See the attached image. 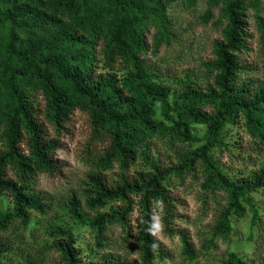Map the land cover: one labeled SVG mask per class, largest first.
<instances>
[{
    "label": "rangeland",
    "instance_id": "rangeland-1",
    "mask_svg": "<svg viewBox=\"0 0 264 264\" xmlns=\"http://www.w3.org/2000/svg\"><path fill=\"white\" fill-rule=\"evenodd\" d=\"M144 10L139 14L142 33L149 49L141 55V65L149 81L156 87L167 88L169 93L162 101L173 107L184 103L181 98L185 86L203 90L214 84L213 72L205 63L213 58V42L221 37L227 25L226 5L233 0H138ZM22 12L18 32V48L25 41L52 57L67 58L78 54L80 48L73 45L69 36L80 29L86 11L93 18L94 40L92 51L97 71H109L118 79L128 72L126 63L118 60L109 67L102 62V51L110 27L121 18V13L106 0H1L0 12ZM247 29L248 51L240 60L250 64L251 70L238 73L235 84H248L251 91L264 87V42L257 18L264 21V0H246L243 11ZM88 15V14H87ZM89 32V37L92 35ZM7 25L0 26V149L3 148V132L13 99L5 89V80L11 72L16 87L36 108L37 118L47 134L59 139L60 148L55 157L61 165L58 175L38 174L33 190L42 194L48 203L45 215L31 214L23 224L11 219L0 227V264H57L58 254L52 248L50 230L57 226L70 230L79 250L82 262H97L104 257H119L125 264H142L138 243L140 205L132 196L133 210L128 225L107 222L104 233L98 239L92 219L115 209L119 202H111L99 209L90 210L85 205L83 191L91 185L88 175L100 174L112 184L124 174L128 177L152 169L154 166H170L180 163L205 142V125L188 120L191 140L177 134L173 120L163 116L161 102H153L151 119L162 121L164 128L142 137L136 148V159L126 172L117 164L98 166V156L104 145L92 131L91 118L81 101L75 97L71 86L44 67V74L62 92L70 109L69 120L58 132L48 117L46 97L37 81L24 79L26 62L8 54ZM158 43L157 51L153 46ZM208 110L209 106H205ZM257 116V115H255ZM264 122V117H256ZM264 129H255L245 122L243 114L235 121L224 123L209 151L210 159L230 180L250 177L264 166ZM204 165L197 162L182 173H172L164 186L175 199L177 219L175 233L168 235L159 221V208L153 204L155 221L153 235L161 251L150 264H226L231 254L246 264H264V187L244 192L240 209H230L229 192L219 186H207ZM72 194L79 201L85 214L83 222L71 218L67 202ZM12 209V202L5 193L0 194V215ZM156 225H159L156 227ZM191 244L192 255L183 251L181 236ZM100 241V244L98 243Z\"/></svg>",
    "mask_w": 264,
    "mask_h": 264
},
{
    "label": "trees",
    "instance_id": "trees-1",
    "mask_svg": "<svg viewBox=\"0 0 264 264\" xmlns=\"http://www.w3.org/2000/svg\"><path fill=\"white\" fill-rule=\"evenodd\" d=\"M106 1L122 15L107 33L102 62L105 67L118 60L126 63L129 70L122 79L109 71H97L92 46L98 34L94 33L93 18L87 11L80 29L69 36L70 42L78 46L80 51L67 58L48 56L27 41L18 48V32L23 17L21 11L2 10L0 26L7 25L8 54L26 62L24 79L40 84L47 100V115L55 123L57 132L69 120L70 109L62 92L39 71V67L46 68L68 83L75 97L88 111L94 136L104 145V150L98 156V166L117 164L126 172L136 159V148L142 137L164 128L163 122L152 120L151 115L153 102L162 101L169 89L151 84L141 65V55L149 49L139 24V14L144 10L142 4L138 0ZM245 2L233 0L226 5L227 25L221 37L213 42V58L205 63L207 69L213 72L214 84H208L203 90L185 86L180 94L185 102L174 103L173 107L161 102L164 118L172 119L171 112L176 111L173 126L178 136L192 139L187 121L193 120L205 125V142L186 155L180 163L157 165L132 177L122 174L112 184H108L98 173L88 175L91 185L83 191V195L85 205L90 210L98 211L108 203L119 202L115 209L92 219L98 239L104 233L107 222L128 225L134 204L132 196L138 197L140 224L137 240L142 264H150L161 252L153 235V204L159 208V221L165 233H175L174 222L178 216L175 199L163 184L170 174L182 173L194 167L198 161L201 162L207 173L206 185L219 186L229 192L230 209L242 210L240 198L243 193L264 187V166L250 177L232 181L209 156L224 123L235 121L240 114L255 129H264V122L256 118L264 117V87L251 91L248 84L238 85L234 82L239 72L251 70L250 64L240 60V55L249 49L248 39L251 37L243 13ZM257 22L264 42V21L257 18ZM88 31L92 32L90 37ZM158 46V43L154 44V52ZM15 80L11 72L5 80V89L13 99V108L7 116L3 148L0 149V194L9 196L12 209L5 216L0 215L1 228L11 219L27 224L31 214L45 215L48 210L47 200L33 190V185L38 174L54 176L61 171V165L55 157L60 148L59 139L47 134L37 118L36 108L27 102L25 95L16 87ZM261 138L264 140L263 133ZM67 208L72 219L84 221L85 214L75 194L68 199ZM50 235L53 237L52 248L59 256L57 264H125L119 257L111 256L97 262L84 263L69 229L57 226L50 230ZM181 240L183 251L192 255L191 244L186 236L182 235ZM226 264L246 263L231 254Z\"/></svg>",
    "mask_w": 264,
    "mask_h": 264
},
{
    "label": "clouds",
    "instance_id": "clouds-1",
    "mask_svg": "<svg viewBox=\"0 0 264 264\" xmlns=\"http://www.w3.org/2000/svg\"><path fill=\"white\" fill-rule=\"evenodd\" d=\"M159 225H156V227H158Z\"/></svg>",
    "mask_w": 264,
    "mask_h": 264
}]
</instances>
